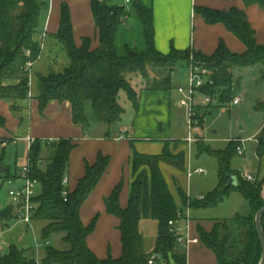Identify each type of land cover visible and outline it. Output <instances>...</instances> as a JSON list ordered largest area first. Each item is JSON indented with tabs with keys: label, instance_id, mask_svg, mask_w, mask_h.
<instances>
[{
	"label": "trees",
	"instance_id": "obj_1",
	"mask_svg": "<svg viewBox=\"0 0 264 264\" xmlns=\"http://www.w3.org/2000/svg\"><path fill=\"white\" fill-rule=\"evenodd\" d=\"M243 1L247 6L258 5L264 10V0ZM47 6L48 3L39 0H0V100L8 101L13 112L21 110L19 103L30 98L29 78L21 69L29 62L34 67L41 57L40 24L42 12ZM135 9L144 29L147 49L145 52L129 49L125 57H120L115 47V38L119 26L128 18V12L124 8L109 7L99 0L91 1L99 39V47L92 49L90 38H84L81 47L76 45L70 10L68 6H62L56 40L66 52L69 66L61 73L52 71L48 75H37L38 95L35 100L41 114L52 102H68L72 108L74 125L81 127L84 133L89 131L92 120L97 124L114 126L125 114L119 102L121 92L126 94L136 112L139 110L140 94L133 85L134 80L138 77L146 80L149 71L156 69L169 70L173 74L178 64L188 61L190 57L193 58L194 66L209 72L199 93L220 106L229 105L236 99L240 84V79L235 80L236 72L260 67L264 82V45L257 44L255 32L244 11L237 8L228 12L206 7L195 8L196 14L208 25L224 26L246 47L244 54H238L231 52L221 42L211 56H206L195 50L172 49L167 55L158 52L154 44L153 11L140 2L135 4ZM171 79L172 77L166 79V87L171 84ZM256 110L264 114V101L257 104ZM5 127L6 119L0 116V128ZM4 140L7 139H0L2 153L6 149L1 147ZM76 147L77 143L72 139H61L52 144L36 139L29 150L30 175L37 180L41 189L34 200L36 211L33 222L48 223L42 231L45 242L53 235H61L62 241L69 246L65 251L46 247L41 264H148L152 255L148 257L144 253L143 234L140 230L141 220L148 217L159 224L153 255L161 256L164 264H170V254L176 264H186V253L179 249L176 238L170 234L169 222L177 220L180 214L185 216L183 209H187L188 205L194 210L212 209L229 199L233 192L247 201L250 215L216 222L210 232L198 226L199 240L214 254L217 264L260 263L263 248L256 226V215L264 208V181H244L239 173L231 169L232 157L237 152L231 145L224 151L197 146L199 155L207 154L218 160L219 183L201 200H191L179 191L183 209L177 207L156 163L166 160L182 168L184 155H134V173L137 174L143 164L150 162V175L143 172L137 174L126 209L120 206L122 184L106 200L108 214L117 217L121 223L122 255L119 259L96 257L88 247L87 240L94 232L98 218L89 226H84L80 218L81 208L106 174L110 158L99 154L93 166L86 164L85 176L79 181L75 191L71 192L69 189L68 196L63 195V181L68 177L70 156ZM44 148H49L50 151L47 161L41 157ZM257 153L259 158L264 157V130L258 138ZM2 159L0 158V188L17 180V176L3 166ZM233 177L238 178L236 187L229 186ZM16 218L17 209L10 204L0 211V228L3 231L9 229L10 223L16 222ZM262 226L264 230V218ZM0 264L37 263L25 251L11 247L8 254L0 255Z\"/></svg>",
	"mask_w": 264,
	"mask_h": 264
},
{
	"label": "crops",
	"instance_id": "obj_2",
	"mask_svg": "<svg viewBox=\"0 0 264 264\" xmlns=\"http://www.w3.org/2000/svg\"><path fill=\"white\" fill-rule=\"evenodd\" d=\"M91 1L92 0H50L48 6L44 8L41 16V34L39 36V41L42 45V57L49 47L62 48L56 40V35L60 28L61 10L63 5L68 6L70 10L76 45L81 47L82 40L84 38H90L92 40V49H97L99 47L98 33L91 10ZM99 1L107 4L109 7L124 8L128 12V18L119 26L115 38V47L120 57H125L129 49L138 52H145L147 49V44L144 37V29L135 9V4L137 2H140L144 7L153 11L154 44L156 50L164 55L169 54L172 49H176L178 51L195 50L196 52H201L206 56H211L217 50L221 42H224L228 49L233 53L244 54L246 52L245 45L242 44L224 26L208 25L200 15L196 14L195 8L197 7H206L212 10L224 12H228L233 8L244 11L247 15L251 28L255 32L257 44L264 45V10L258 5L247 6L243 0ZM254 68L259 69L260 80L254 81L253 86L258 88L262 86L264 87V82L261 79V68ZM254 68H251L253 69V72ZM245 70L235 73V78L237 80L240 79V84L244 79L243 74ZM142 83L144 84L145 82ZM240 84L238 87L239 89ZM238 92L239 90H237L235 98L240 99V104L235 107H239L242 102ZM31 100H33V98H29L28 100L19 103L22 109L18 112H13L11 109V104L9 103L7 105L9 106V113L11 112L14 115H19L23 111L30 109L32 106ZM263 101L264 100L258 99L253 106V110L256 115H262L264 117L262 112L256 110L257 104ZM171 103L172 95L170 91L162 92L155 91L149 87L143 88L140 94V107L136 112L133 125L121 128L117 134L110 129L113 126H108L109 129H107V131H102L97 136L92 135L93 133L91 126L89 131L84 133L81 127L74 125L72 120V108L68 102L62 104L58 102H52L49 104L43 114L40 113V116L45 118V113L47 111L52 109L55 110L57 113L55 118L58 119L57 122L60 124L58 125L55 136L52 135V137H47L45 134H42V136H40L42 138L35 139H42L41 141L72 139L77 143V147L72 151L70 156V166L68 171L69 189L71 192L75 191L79 181L85 176L86 164L93 166L97 162L99 154L110 158V164L106 174L103 176L96 189L90 194L80 211V218L84 226H89L95 218H98L96 228L94 232L88 237L87 243L90 250L99 259H107L108 257L119 259L122 255L120 231L121 223L117 217L108 214L106 209V200L111 196L114 189L122 184L120 206L122 209H126L131 196L132 184L136 180L137 174L143 172L150 175V162L143 164L137 174L134 173L132 162L136 153L146 156H160L164 153L170 154L172 156H177L179 154L184 155L182 168H179L166 160H159L156 163V165L161 170L173 197L174 193L172 191V180L170 181V173L175 175L176 173L178 174L181 171H185L187 179L190 180L191 178H188V169H201L195 168L191 164L192 155L190 154V150H188V148L190 149L191 146H189L186 141L183 143L185 145L180 144V140L171 136ZM28 104L29 108H27ZM210 109H207L206 106H202L200 111H210ZM198 110L199 109L196 108V111ZM27 115H25L23 121H25L26 118L30 116L29 114ZM0 116L2 115L0 114ZM163 127L167 128V130L164 128L165 132L162 131ZM0 129L7 130L6 127ZM159 129L163 134L159 133ZM263 130L264 123L259 127L255 137V142L257 144L256 157L260 162L259 171L255 176L248 173L252 175L258 182L264 181V157L259 158L257 153L258 138ZM214 134H216V132H214ZM7 135L1 136L0 139L8 140L15 137H20L16 136L15 134H9V136ZM123 135L124 138L122 137ZM171 141L180 142L172 143ZM182 146L185 147L182 148ZM195 146L192 145V151H194ZM44 150L47 152L45 158L47 159L50 155V152L47 148H44ZM245 153L242 156H245ZM261 171L263 174L262 177H259ZM17 174L18 171H16L14 175L17 176ZM177 181L176 178H174V185L176 188L175 190H177L178 194L180 195V192L182 191ZM9 185L20 186L17 181ZM262 195L264 198V186ZM188 197L192 200H201L205 197V195L196 199H193L191 196ZM243 200L245 203H243L244 210L242 213H245L246 211L247 215L236 213L232 218H218L211 222L190 218L189 214L190 212L192 214L194 209H187V212H183V214L189 220L191 234L195 238L199 239L197 232L198 226H201L207 232H210L216 222L230 220L236 216L248 217L251 212L250 207L244 198ZM185 221L187 222V220ZM0 246L3 248V243L0 242ZM179 249L186 253V264H189V259L191 258L192 254L197 256V258H200L199 256L208 258L209 252H211L201 244L200 240L198 244L191 246L189 249L181 246H179Z\"/></svg>",
	"mask_w": 264,
	"mask_h": 264
},
{
	"label": "rangeland",
	"instance_id": "obj_3",
	"mask_svg": "<svg viewBox=\"0 0 264 264\" xmlns=\"http://www.w3.org/2000/svg\"><path fill=\"white\" fill-rule=\"evenodd\" d=\"M192 61V57H190L188 61H181L175 68L173 74H171V71L169 70H150L146 80L142 77H138L133 81V85L139 94H141L143 88L147 87L155 91L171 92V136L180 140V144H183L188 137V126L186 123V110L179 106L183 97L177 89L180 86L188 88L190 70L194 67ZM68 66L69 60L63 48H47L46 53L43 57L41 56L32 71L33 83L30 99L33 98V100H31V108L23 111L19 115H14L11 112L9 113V106H7L9 102L0 100V114L6 118L7 129H0V137L6 136L7 134V136H9V134H15L20 137L31 136L35 139L42 138L40 137L42 134H45L47 137L56 135L60 123H58V119L55 118V115L57 114L55 110L52 109L47 111L45 113V118L40 116L38 104L35 100V97L38 95L36 78L38 74L48 75L52 71L55 73H61ZM200 70L203 71L201 68ZM259 74L260 72L258 68H254V72L251 68L244 71V79L241 81L240 89L238 88V95H240L242 100L239 107L232 106L231 103L226 106H220L214 102L207 104L202 95L199 93L195 95L196 108L199 109L196 113L202 120H204L203 134L201 140L196 146L193 145L195 146L194 151H192V146L190 149L188 148V150H190V154L192 155L191 164L193 167L203 169L207 172V175H195L188 180L185 171H181L175 175L170 173L172 191L174 193L175 203L179 209H183V203L181 196L178 194L177 190H175L174 178H176V181L178 180L177 182L181 187L182 193L187 197L191 196L193 199L200 198L203 195L206 196L218 185V160L207 154L199 155L197 148L198 145L213 151H224L228 148V143L230 141L229 145H231L236 152L237 147L240 145L238 141L245 142V156H241L236 152L231 160V169L240 174L250 173L255 176L256 173H258L260 162L256 157L257 144L255 142V137L259 127L264 123V117L262 115H256L253 106L258 99L264 100V87H255L253 86V82L260 80ZM169 77H172L171 84L169 87H166L165 80ZM141 79L147 84H143ZM235 80L237 79L235 78ZM205 81H207V78ZM119 102L123 106L125 114L120 122L110 128L116 134L121 128L132 126L136 117V110L124 92L120 93ZM200 104L206 106L207 109L211 108L210 111H200V108L202 107ZM27 108H29V104L27 105ZM27 114L30 116L23 121ZM89 117L92 120L91 113H89ZM166 127L162 128L163 132H165L164 128ZM107 129H109L107 125L97 124L92 120L91 130L93 136H97L102 131H107ZM162 131L159 129L160 134ZM214 132H216V134H214ZM46 142L52 144L55 141L46 140ZM184 147L185 146H182V148ZM47 149L49 151V148ZM46 153L47 152L44 149L41 152V157L44 161H47L49 158L45 159L47 155ZM28 155V148L22 142L16 147L9 145L4 150V153L0 151V158H3V166L10 169L14 174L21 169V166L26 162ZM262 174L263 172L261 171L259 177H262ZM137 178L138 175L136 176V179ZM18 186L19 185L4 184L3 187L0 188V211L6 209L11 204V198L8 195L9 190L11 188H17ZM37 193H41L40 187H38ZM243 203H245L243 198L238 193L233 192L229 199L225 200L217 207L207 210H193L192 214L190 212L189 216L196 220H206L211 222L218 218H232L236 213L247 215L246 211L245 213H242L244 210ZM187 209H190L189 205ZM187 209H183V212H187ZM10 224V228L5 229L4 232L0 229V242L3 243V248L0 246V255L4 256L10 252L11 247H16L19 250L25 251L29 258L41 261L45 256L46 247H52L60 251L69 249V246L62 241L61 235H53L48 242L43 240L42 231L48 224L46 222L34 221L30 225L22 222H11ZM187 225L188 223L185 220L180 221L178 225L180 233L184 231ZM158 227V222L152 220L150 217L141 220L140 230L143 234L144 253L148 257L153 255L155 251ZM199 257L200 258H197V256L192 254L189 259V264H216L215 256L212 252H209L208 258Z\"/></svg>",
	"mask_w": 264,
	"mask_h": 264
},
{
	"label": "built area",
	"instance_id": "obj_4",
	"mask_svg": "<svg viewBox=\"0 0 264 264\" xmlns=\"http://www.w3.org/2000/svg\"><path fill=\"white\" fill-rule=\"evenodd\" d=\"M39 1L42 3L50 2V0H39ZM29 55L30 53H28V56ZM200 68L194 66L190 70L188 88H183L180 86L177 89L178 92L183 97L179 105L180 107L186 110V123L188 126V137L186 139V142L189 146L196 145L201 140L203 134L204 120H202L196 113L195 95L199 93V89L205 85L206 82L205 79L207 78V74L209 75V72H207L203 68H201L203 69V71H201ZM32 69H33V65L30 62L27 63L24 66V68L21 69L23 73L28 75L30 88L32 87V83H33ZM30 97H31V92H30ZM203 97L205 99V103L207 104L212 102L216 103L215 101H212L210 98H207L205 96ZM239 104H240L239 98H236L231 103L232 106H237ZM122 137L124 138V135ZM21 142L26 145L29 151L31 146L36 142V139H34L31 136L15 137L13 139L4 140L1 144V147L7 148L9 145L17 146ZM238 143L240 145L237 147L236 151L239 155L242 156L245 153V148H244L245 142L238 141ZM30 174H31V164L29 159L27 158L26 162L21 166V169L18 170L16 181L20 184V186L17 188H11L8 192V195L11 198V204L14 205L17 209L16 222H22L27 225H30L33 222V217L36 211L34 206V200L38 196L37 189L39 187L37 180L33 179ZM205 174H207V172L204 171L203 169H192V168L188 169L189 179L195 175H205ZM240 177L244 181L250 183L256 182V179L248 173H242L240 174ZM63 186L65 188L63 195L64 197H67L69 194L68 177L64 179ZM181 220H187L188 223V225L186 226V228L182 233H180V229L178 228V223ZM190 229L191 227L188 218H186V216H183L181 214L179 215V218L177 220L169 222L170 234L176 238V242L179 246L184 247L186 249H189L191 246L199 243V239L195 238L191 234ZM36 263L41 264V261L36 259ZM148 264H164V261L161 256L152 255L148 261Z\"/></svg>",
	"mask_w": 264,
	"mask_h": 264
},
{
	"label": "water",
	"instance_id": "obj_5",
	"mask_svg": "<svg viewBox=\"0 0 264 264\" xmlns=\"http://www.w3.org/2000/svg\"><path fill=\"white\" fill-rule=\"evenodd\" d=\"M1 68V65H0ZM238 185V178L237 177H233L232 180L229 182V186L230 187H236ZM264 218V208L256 215V226H257V230H258V234L259 237L261 239L262 242V248H263V254H262V258L259 264H264V230H263V226H262V219ZM169 263L170 264H176V262L174 261L172 255H169Z\"/></svg>",
	"mask_w": 264,
	"mask_h": 264
}]
</instances>
